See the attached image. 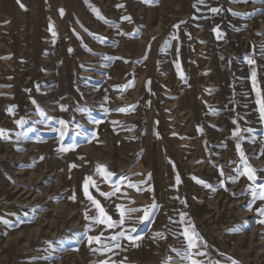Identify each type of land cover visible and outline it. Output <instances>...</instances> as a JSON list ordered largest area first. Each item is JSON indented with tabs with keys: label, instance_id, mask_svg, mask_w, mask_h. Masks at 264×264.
Here are the masks:
<instances>
[{
	"label": "rangeland",
	"instance_id": "obj_1",
	"mask_svg": "<svg viewBox=\"0 0 264 264\" xmlns=\"http://www.w3.org/2000/svg\"><path fill=\"white\" fill-rule=\"evenodd\" d=\"M257 91L261 0H0V264H188L189 221L204 264H264V171L237 151L264 169ZM87 177L114 222L157 207L93 222Z\"/></svg>",
	"mask_w": 264,
	"mask_h": 264
},
{
	"label": "snow or ice",
	"instance_id": "obj_2",
	"mask_svg": "<svg viewBox=\"0 0 264 264\" xmlns=\"http://www.w3.org/2000/svg\"><path fill=\"white\" fill-rule=\"evenodd\" d=\"M236 2H240V0H236ZM243 2H246V0H243ZM261 2H264V0H261ZM63 10H61L62 12ZM211 11L213 12H218L220 11V9H216L213 8L211 9ZM126 19H130V18H126ZM53 35H55V33H53ZM248 62L250 64L254 63V61L252 59H249ZM253 76V84L255 87V76L256 73L255 71H253L252 73ZM260 92L257 91V103L259 104V112H260V117L262 120H264V99L260 98ZM119 111H124L123 108L119 109ZM41 115H44V113L41 111ZM18 126H21L24 121H17L16 122ZM61 125V129H60V137L61 139H63V137L65 136V130H66V122L61 120L60 122ZM240 129L237 128L234 130L233 135L234 136H239L240 133ZM7 130L4 129H0V137L2 138H7ZM241 139H243V137H240ZM61 151H65L66 149L61 148ZM237 151L239 152V157H240V162L243 165L242 170H238V175H245L247 176V178L250 181H253V183H255L257 176L256 173L257 171H264V169H255L253 168L249 162H248V158L246 157L245 153L241 150L240 148V144H237ZM264 154V153H262ZM107 175H111V173H106ZM179 179V178H178ZM199 183H203L202 181H198ZM92 184L93 186L95 185V182L92 180L91 177H87L85 179L84 182V192L85 195L87 196V198L92 202V204L95 206V209L98 212V216H93V217H88L86 216V219H91L93 222L96 223H103L106 224L107 227L109 228H120L121 226H123L126 222V216L127 217H131L134 213L138 212V211H142L143 215L141 217H139V223H143L145 220H148L152 215H153V210L157 207L156 204H150L146 207H144L143 209H139V208H132L129 207L127 209H121L120 210V219L118 221H112L111 217L108 216L105 212V209L100 205L99 201L95 200L89 193H88V188L89 185ZM132 187H137L136 185H131ZM207 186V185H205ZM119 189H116V191H118ZM251 191V196L253 200L256 199H260V200H264V183L258 184L255 187L250 189ZM113 194H115V192H113ZM102 195L107 196L108 193H102ZM71 199H75V197H71ZM264 214V213H262ZM186 214L181 213V222H183L184 216ZM0 222H4V223H8V221L3 220L2 218H0ZM132 232L136 231V228L133 227L131 229ZM103 234H101L102 236ZM160 235V234H157ZM182 235L184 236L185 240L187 241V246L186 249L183 252L177 251V255L181 256L182 259H184L185 261L188 262V264H204V262L202 260L196 259L195 257L200 256H206L207 253L205 251H200L198 250L201 243H204V247H207L206 243L203 242L202 237H200L199 233L196 232L195 227L193 224H191V222L189 221L188 225L183 229L182 231ZM101 236H87V240L89 245H91L93 242H95L96 244L100 245V248L97 249H93V251H101V249L104 250V252H110L113 250V248H120L121 244H120V240L121 239H128L130 241L134 240V239H139V237H132L130 235L126 234L125 230H120L119 232H117L116 234L110 236V237H104L103 240L101 239ZM45 243L49 246V248L53 247L54 245V241H45ZM100 264H107V262L105 261H101Z\"/></svg>",
	"mask_w": 264,
	"mask_h": 264
}]
</instances>
